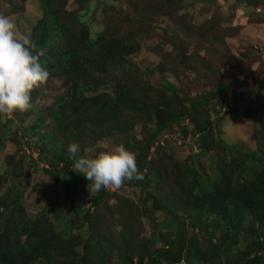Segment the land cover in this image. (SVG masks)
Returning <instances> with one entry per match:
<instances>
[{
  "label": "trees",
  "instance_id": "16d2710c",
  "mask_svg": "<svg viewBox=\"0 0 264 264\" xmlns=\"http://www.w3.org/2000/svg\"><path fill=\"white\" fill-rule=\"evenodd\" d=\"M73 1L76 8L68 11L64 9L65 0H53L52 4L39 0L41 17L28 31L36 44L35 53L46 63L48 80H59L63 86L53 96L48 114L60 138L51 143L49 137L54 130L39 132L43 125L37 113L33 122L20 131L19 117L13 120L0 116V150L9 125L13 126L9 137L14 143L27 144L31 136H36L32 144L35 159L28 155L22 167L18 165L20 161L11 166L8 158L6 169L0 173V188L9 177L0 194V264H264V128L252 132L254 145L249 149L213 138V129L224 116L253 119L264 111V80L252 99L250 92L238 88L234 79L224 78L220 69L212 72L208 60L199 58L190 60L192 64L187 66L200 80L201 93L181 95L180 88L163 77L156 80L157 85L150 83L146 72H140L129 59L140 49V31L132 26L141 24L147 31L155 26L150 22L154 20L159 22L157 28L173 29L169 40L172 56L186 68L188 57L196 55L189 54L190 49L187 52L185 38L206 41V34H212L217 24L207 22L194 28L184 19L183 11L189 10L190 4L181 6L180 0H124L131 16L92 34L88 21L94 15L87 22L84 17L93 14L97 4L105 5L106 0H94L96 6L92 9L86 0ZM193 1L208 5L216 2ZM233 2L247 8L245 19H264L257 11L262 8V0ZM50 4L51 8L47 7ZM140 11L152 20L141 19ZM212 38L219 39L218 35ZM111 72L117 76L107 82ZM156 72L163 73V67L157 65ZM169 72L174 75L172 70ZM211 79H217V83H211ZM44 84L33 89L31 103ZM241 84L247 86L248 81ZM208 111L213 113L212 123ZM136 121L152 124L138 145H125L135 151L145 176L143 180L126 182L124 187L138 188L142 206L137 208L118 197L117 191L101 189L95 197L86 198L89 182L81 173L72 174L74 160L64 151L65 142L76 139L87 123L96 125L100 135L106 136L104 124L129 135ZM184 122L190 126H180ZM71 124L74 128L69 133ZM173 126L180 127L179 134L183 136L195 135L197 153L193 156L205 157L207 173L197 169L193 156L182 166L167 156L169 168L159 158L149 159L152 144ZM214 147L220 152L215 159L218 168L209 154ZM37 164L44 165L39 170L52 182L59 180L65 187L63 202L69 206L53 221L48 213L55 212L57 200L49 201L38 213H29L24 206L26 174L30 168L36 171ZM17 169L24 173L22 178L15 173ZM168 180L173 188H167L166 194L162 187ZM75 188L82 191L80 202L73 198ZM109 198H115L117 203L109 205ZM88 201L89 207L84 209ZM155 213L162 218L150 220L151 234L143 238L139 218ZM132 231L133 240L129 239Z\"/></svg>",
  "mask_w": 264,
  "mask_h": 264
},
{
  "label": "rangeland",
  "instance_id": "374dc122",
  "mask_svg": "<svg viewBox=\"0 0 264 264\" xmlns=\"http://www.w3.org/2000/svg\"><path fill=\"white\" fill-rule=\"evenodd\" d=\"M38 1L39 0H0V12L11 15L17 22L19 32L21 34H28L30 26L41 17V12L38 8ZM52 1L53 0H49V3L52 4ZM85 2L88 6H91V9L96 6L94 0H86ZM105 2V5L97 4L96 11L89 16L86 14L84 17L87 22V19L94 15L93 19L88 21V27L92 34L94 32L108 30L117 20L126 16H131L132 11L128 8V5L124 0H106ZM262 2V8L257 11H261L264 17V0H262ZM51 4L47 7L51 8ZM180 4L181 6L183 4H190L189 10L187 9L183 11L184 19L186 18V21H188V23L194 28L207 22L217 24L212 30L213 33L206 34V39L204 37L206 41L197 39L193 36L185 38L183 45L188 47L187 52L189 49L192 50L189 54L193 53L196 57H188V60H186L187 64L185 62L186 68L183 65L179 66V63L175 62L173 59L172 53L174 51L172 50L171 52L172 48L169 45V40L174 34L173 29L157 28L156 26H158L159 22H154L153 20L150 22L155 24V26L153 29L147 31L143 29L141 24L131 27L135 31H140L138 36L140 49L136 54L129 57L131 63L140 72H146L145 78L150 77V83H156L158 78L163 77L175 87L180 88L181 95L187 94L192 96L201 93L203 86L200 84V80H196L193 73L188 70V66L192 64L190 60L206 58L208 63H210L208 67H212V72H216L220 69L219 71L224 78L228 76L229 79H234L239 86L238 88L248 90L251 98L255 99V93L261 90V82L264 80V19H245L247 8L242 9L241 7H238L233 0H216L213 5L195 2L193 0H180ZM75 8L76 4L73 0H65V10L71 11ZM138 13L141 19L152 20L149 19L144 11ZM142 15L145 16V18H142ZM167 25L169 26L170 24L168 23ZM217 35L219 39L217 41L212 40V37ZM170 52L171 55H169ZM157 65L163 67V73L156 72ZM166 66L171 68L166 69ZM169 70H172L174 75L169 72ZM116 76L117 75L113 72L109 73L108 78L106 79L107 82L114 81ZM211 80V83H217V79ZM243 80L248 81L247 86H242L241 82ZM157 83L155 85H157ZM62 89L63 86L61 81L56 79L47 80L41 87V93H39L33 101V108L25 112L17 111L10 116H5L4 119L14 120L16 117H19L20 120H22V124L17 126L20 131L22 128L29 126L33 122L34 115L37 113L39 114V120L42 121L43 125L39 132L44 133L54 130L56 127L51 124L48 119V114L53 102V96ZM39 95L44 96V98H40ZM177 95L180 96L179 93H177ZM207 114L209 121L211 123L214 122L213 113L208 111ZM183 125L190 126V124L187 125V122L182 123L180 126ZM108 126V124L102 126L107 133L106 136H102L96 125L87 123L83 127L82 132L76 134V139L65 142L64 151L71 157L69 146L72 143H77L80 145V152L77 155H83L86 148L95 147V145L101 140L110 143H123L127 146L132 143L138 145L145 137H147V130L152 127V124L143 121H136L130 129L129 135L121 133V131H119L120 128H115L116 131ZM73 128L74 124H71V127L68 128V132H72ZM263 128L264 111L259 112L253 119L232 120L228 116H224L214 127L213 138L217 137L222 144H236L244 149H249L253 148L254 145L252 132L262 130ZM12 130L13 126L9 125L8 134L4 138L3 148L0 150V173L6 169L7 166L5 164L7 163L6 161L8 158H10L8 161H10L11 166L16 165V162L20 161L18 165L25 167L28 160L27 156L31 155L33 160L36 156V152L32 149V144L36 140V136H31L27 144H17L10 140L9 134ZM179 131H181L180 127L173 126L171 131L156 140L150 148L149 159L157 160L159 158L161 163L166 165L168 163L167 156H169L173 162H180L181 166L182 162L186 163L193 160L191 157L193 155L195 156L197 153V148L195 146L196 137L191 133H187L183 136L179 134ZM49 138L52 143L60 137L58 136L57 131L54 130ZM208 141L210 143L209 139ZM209 151V154H211L214 161V167L218 168L215 163V159L220 153L218 152V148L214 147V149ZM194 158L195 165L198 166L197 169L207 173L208 161L205 157ZM42 166L44 165L37 164L36 171L30 168L29 172L26 174L27 181L26 185H24V206L29 213H38L45 210L49 201L57 200L59 204L55 207V212L48 213L49 216L52 215L50 221H53V217L58 216L59 213L62 214V212L68 208L69 204L68 202H63L65 194L63 183L59 180L58 182H52L51 179L39 170ZM166 167L169 168L167 165ZM15 173L19 174V178L24 176V173L19 172L18 169ZM75 173L76 172L73 171L72 174ZM73 177L74 175L71 176V178ZM8 180L9 177H7L6 181L2 183L0 194L7 187L9 183ZM162 188V192H166L167 194L169 192L167 188H173L172 182L168 180ZM81 192V189L78 188H75L73 192V198L76 201L79 200L78 202L81 201V198L79 199V194H81ZM87 193L88 194H84V196L86 198H91L89 192ZM117 196L125 198L137 208L142 206L141 203L143 196L139 195L138 188L123 187L121 190L117 191ZM107 201L108 204L112 206L117 203L115 198H109ZM146 206H148V204H146ZM170 206H175V204H171ZM88 207L89 201L83 208L85 209ZM176 212L179 215L183 214L179 211ZM161 218L162 215L159 213H155L154 215H151V217H140L139 220L142 226L140 236L147 238L152 231L150 220H160ZM134 237L135 234L132 231L129 239L133 240ZM241 246L242 245L239 244L240 248H242Z\"/></svg>",
  "mask_w": 264,
  "mask_h": 264
},
{
  "label": "clouds",
  "instance_id": "9594fccd",
  "mask_svg": "<svg viewBox=\"0 0 264 264\" xmlns=\"http://www.w3.org/2000/svg\"><path fill=\"white\" fill-rule=\"evenodd\" d=\"M36 44L29 34H21L16 20L0 12V116L32 107L31 93L49 78L46 63L35 53ZM69 152L74 160L71 169L84 175L87 190L95 197L101 189L118 191L126 182L143 180L145 172L138 167L136 153L123 143L99 141L95 147L80 152L72 143Z\"/></svg>",
  "mask_w": 264,
  "mask_h": 264
},
{
  "label": "built area",
  "instance_id": "2783aa9c",
  "mask_svg": "<svg viewBox=\"0 0 264 264\" xmlns=\"http://www.w3.org/2000/svg\"><path fill=\"white\" fill-rule=\"evenodd\" d=\"M104 191H106V192H113L112 190H105V189H103Z\"/></svg>",
  "mask_w": 264,
  "mask_h": 264
}]
</instances>
